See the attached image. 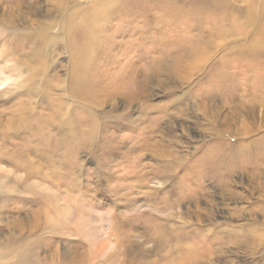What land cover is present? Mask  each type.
Returning <instances> with one entry per match:
<instances>
[{"label": "rangeland", "instance_id": "obj_1", "mask_svg": "<svg viewBox=\"0 0 264 264\" xmlns=\"http://www.w3.org/2000/svg\"><path fill=\"white\" fill-rule=\"evenodd\" d=\"M46 1L0 0L1 19L4 18L7 23L10 22V18L15 24L18 20L24 23L21 29L23 33L15 31V24L13 30H10L8 25L0 23V251H3L2 255L0 254V264H101L102 255H99L98 259L97 255L92 258L93 249L99 245L93 242L106 239L103 251L108 254L115 252L120 242L127 244L128 241L125 239L133 240L132 245L137 247L136 243L142 241L138 234L140 231L149 235L160 223H164L168 228L169 224L177 222L178 216L188 207H192L187 200H183L186 201L185 204L178 205L177 211H172L175 208L160 211L159 214L165 215L166 218L145 213L139 226L138 224L134 226L136 223L131 221L129 213L135 206L140 210L158 211L157 207L165 205L168 197L177 198L180 192L188 188L186 183L182 185L181 180L195 179L191 177L193 174L182 172L186 166H182V163L187 158V146L197 151L194 157L197 158L203 154L205 148L196 150L192 145L198 147L205 140L212 141L210 133L202 129L213 124V121L209 122L204 118L202 127L193 124L194 127L199 128L201 135L197 134L196 137L194 135L191 139L188 135H183L184 125L181 127V123L186 121L185 123L191 125L192 118L187 120L178 113L181 104H177L176 97L181 95V91L192 90L190 95L188 92V100L192 101L191 106L196 105L194 102L201 104L199 109H204L217 100L222 106V126L231 129L235 134L229 136H232L229 150H233L237 162H243L244 158H248L249 161L254 160L253 167L254 164H264L263 157L257 159V155H250V149L254 144L250 143L251 146L244 147L249 141L257 139L264 141V14L261 11L264 9L262 8L264 4L261 6L263 0H224L222 7L233 19L235 18V20L231 19L232 21L231 16L229 17L221 6L219 9L221 12L217 13L218 9L211 6V0H145V3L140 1L134 3V6L126 5L120 10L119 6L113 8L110 14V26L98 38L96 53L85 78L95 98V104L92 102V107L89 109L94 115L105 119L101 128L99 121L97 122L99 127H94L99 129L100 135L92 150H89L90 153L81 150L84 149L85 143L75 142L76 137H79L77 133L81 134L75 123L83 126L86 122L85 110L81 108V103L72 108V111L77 113L76 121L71 122L69 118V106L67 111L61 110L56 113L58 124H55L52 130L56 128L57 132L53 131L51 137H45L38 132L35 138H31L27 136L30 135L31 129H28V134L25 133L23 138L14 137L15 114L21 110L29 113L30 107L32 111L29 114L30 120L37 121L41 113H48L49 100L51 101L54 95L64 92L63 78L66 85L72 80V76L70 79L65 72L71 59V47L66 46L67 39L64 41L66 32L57 26V22L62 24V21L66 20L65 14L68 10L58 12L60 17L53 20L50 14L55 15L56 12L52 6L47 5ZM95 1L72 0L67 8H75L79 12L84 6ZM37 6L41 9L34 8ZM28 10L35 11L36 16L27 15ZM43 16L54 25L48 32L52 40L46 48L36 35L40 27L34 21V18L41 19ZM78 36H81L80 33ZM14 37L17 45L13 43ZM23 39L27 41V49L34 46L39 51L45 50V54L49 55L47 68L43 64L33 63L32 60H25ZM193 43L196 47L198 44L205 45L208 58L202 69L190 77L181 71V66L182 63L189 66L196 61L194 52H191ZM175 78H179L184 84L178 92L173 90L163 93L161 88L155 87L167 82L174 83ZM187 78L189 79L184 80ZM34 101L38 105V110L35 111ZM100 101L102 102L98 105ZM246 106L252 107L246 109ZM231 107L237 108L235 120L230 116L226 120ZM168 111H172L171 113L175 115L169 118ZM62 114L68 117L65 120L67 123L63 125ZM162 115L165 117L160 121L158 116ZM94 122L96 121L93 120L91 127ZM171 122L176 123L168 128L164 136L174 126L178 136L180 134L183 136V147L169 141L168 137L173 138V132L155 147L157 144L152 140L160 141L161 137L154 135L155 130L160 127L158 125L162 123V127L167 128L168 123ZM22 125L21 122L18 127ZM146 136L151 138H148V142H153L154 145L142 151L141 144ZM17 139L22 141V144L17 143ZM137 139L140 140L136 143ZM196 139L200 142L197 143ZM69 142L72 144V149L68 150V159L76 162L79 159L85 161L84 166L79 169L75 167L73 173L79 171L81 175L90 174L88 181L90 185H84V188L89 187L92 192L98 193L99 199L96 203L99 205H95L98 215L107 211L116 214L127 213L126 216L115 218V225L112 228H109L108 218L103 222L96 220L98 233H101V229L107 232L114 229L116 235L108 236L104 232L105 238H100L101 235L98 234L99 237H95L93 241L92 223L80 224V227L85 226L83 229L88 228L89 231L79 237L74 234H64L63 224L67 223L70 228L72 227L71 229L73 224L63 220L62 217L71 219V215L64 214L63 209L70 205L72 200L83 196V189L70 188L75 181L63 183L62 187L60 184L54 185L51 181L31 179V182H34L31 186L41 183L47 186L48 192L55 191L60 196L59 203L62 209L60 215L54 210L56 205L49 209L45 205L43 207L32 205L34 197L32 194H25L24 179L19 178L23 172L17 175L12 165L8 163V159H13V155L16 154L15 148L26 150V143L40 147L39 150H33V153L29 154L30 158L36 160V154H44L46 150L54 151L51 156L44 157L50 160L57 158V148H61L59 144L65 146ZM262 143L259 146L264 149V142ZM150 149L153 150L149 151ZM172 150H176L180 156L172 154ZM94 155L100 162L96 177L92 174L97 168ZM253 156L256 158L253 159ZM44 158L41 160L45 161ZM19 164L20 160L17 161V165ZM257 169L259 175L257 182L253 183L252 200L255 205H264V166ZM149 170L153 171L152 176ZM156 170L157 173L161 170L163 175H155ZM60 179H57L56 183ZM162 179L165 180L163 188L159 187L161 184L159 181ZM246 194L247 191L244 195ZM87 200L90 201L89 198ZM92 203H95L94 200ZM229 212L227 206L216 212V220L223 222V227L227 226V230L238 225L243 231L253 228V225H249L253 217L248 213L236 217L231 216ZM169 213L174 216H168ZM256 216L257 225H262L260 228L264 231V223H262L264 215L258 213ZM211 220L204 219L201 227L207 228V231L203 230V232L210 238L215 236L209 233L211 229L209 227H212ZM124 226H128L130 231L120 234L119 230L122 231ZM213 229L215 232L220 230V228ZM260 243L256 239L253 248L247 244H231L230 247L227 245L219 252L216 263L264 264V244L261 243L260 246ZM150 246H153V243L144 244V247ZM90 247L92 250L88 251ZM87 252H90L91 258L82 263L79 260H85ZM178 252L176 247L175 255ZM74 260L79 262H73ZM121 260L122 256L118 263H121Z\"/></svg>", "mask_w": 264, "mask_h": 264}, {"label": "bare ground", "instance_id": "obj_2", "mask_svg": "<svg viewBox=\"0 0 264 264\" xmlns=\"http://www.w3.org/2000/svg\"><path fill=\"white\" fill-rule=\"evenodd\" d=\"M140 1H143L144 3L146 2L145 0H96L93 3L84 6L79 12H77L75 8H67L71 4L72 0L46 1L47 5L52 6L56 12L55 15L50 14L53 20H56L58 17H60V13H62L61 11H64L66 9L68 10V12L65 14L66 20L62 21V24H58L57 22V26L58 28L61 27V30H64L66 32L65 38H63L64 41L65 39H67L66 46L71 47V59L70 63L66 67L65 72L66 75L70 76V79L72 76V80H70L69 85H66L63 78L62 84L64 92L54 95L51 101H47L48 113H41L40 117L37 118V121L30 120V107L28 108L29 113H27L26 110H21L17 114H15L13 118V120L16 122L14 128V137H18L19 139L23 138L25 133L28 134V129L31 130L30 135L27 136H30L31 138H35V134L38 132V134L45 137H51L53 135V131L57 132L56 128H53L52 130V127L55 124H58V121H56V113L60 112L61 110L62 112L67 111V107L69 106V118L71 119V122L76 121L77 113H74L72 111V108L77 107L78 103H81V108L85 110L84 116L86 122L85 124H83V126H79L77 123H75L78 131L79 129L81 131V134H79L80 132L77 133V136L79 137H76L75 142L81 144L85 143L84 149L81 150H86L89 153L91 152L89 150H92L94 143L97 141L100 135L99 129H95L94 127H99V125H97V122L99 121L101 128L105 123V119L103 117L94 115V113L89 109L92 107V102L95 104V98L91 93V89H89V86L85 82V78L87 77V70L93 61L94 53H96V44L98 42V38L103 34L104 31L108 30L110 26V14H112V9L116 6H119V10L126 5L127 7H129L128 5L131 4H133L134 6V3ZM217 1L211 0V6L216 10L218 9L217 13H220L221 11L219 12V9L220 6L221 8H223L222 3L224 2V0ZM263 4L264 0L262 1L261 6ZM34 8L41 9V7L39 6ZM262 8L264 7L262 6ZM223 10L229 15V17L231 16V14H229L227 10H225L224 8ZM45 11L49 12L47 10ZM261 11L264 14V9ZM58 12L60 13L58 14ZM27 15L36 16V12L28 10ZM21 16L22 14L19 15V17ZM231 19L235 20V18L233 19L232 16L230 17V20ZM34 21L36 25L40 27V31L37 34L35 32L34 33L38 36V39L42 42V44H44V48H46L47 44L52 40V36L48 32L54 26L53 22L45 20L44 16L41 19L34 18ZM0 23L8 25L11 30L15 24V21H12V19L10 18V22L7 23L4 18H0ZM23 27L24 23L21 22V20H18L15 24V31L18 33L22 32L21 29ZM79 33L81 35L80 37L78 36ZM31 36L33 38V35ZM13 43L17 45L15 37L13 39ZM23 43L24 46L22 47L25 48V60H32L33 63L35 62L38 64H43L47 68L49 63V55L45 54V50L43 49L42 51H39L35 49L34 46H32L31 49H27V41L23 39ZM192 45L193 47H191V52H194L196 61L189 66H187L186 63H182L183 65L181 66V71L185 75H190V77L193 73H195L196 71L198 72L202 69L208 58V51L205 45L202 46L198 44L197 47L195 43H193ZM16 64L18 63L16 62ZM188 79L189 78L184 80ZM182 86H184V84L180 81V79L175 78L174 83L167 82V84L157 85L155 87L158 89L161 88L160 90L163 93H167L173 90H176L178 92V89ZM191 91L192 90L185 92L181 91V95L176 97L177 104H181L179 105L181 107L178 110L180 116L186 117L187 120L192 118L191 125L185 123L186 121L181 123V127L182 125H184L183 130L185 132L183 131V135H188L190 139L194 135L195 137L197 136V134L201 135V133L199 132V128L194 127L193 124L197 126L200 125V127H202L203 118L208 120L209 122L213 121V124L209 125L207 128L202 129L207 131L208 134L210 133L212 141L208 142L207 140H205L202 145L198 147H193L192 145V148L196 150H202L203 148H205L203 150V154H201L200 157L194 158L197 154V151L191 150L188 146L186 149L188 151L187 158L182 163V166H186L183 168L182 172L188 175L189 173L193 174V176L191 177L195 179L186 178L181 180L182 185L186 183L188 185V188L180 192L175 199H171V196L168 197L165 201V205L157 207L158 211H150L148 209L140 210L135 206L134 208H132V212H130L129 214L131 221L133 223H136L134 226H137V224L139 226V222L143 219L145 213L146 215L151 214L152 216L156 215L159 218H166L165 215H161L159 214V212L171 208H175V210L172 211H177L178 205L185 204L186 201L183 200H187V202L192 205V207H188L184 213L178 216L179 220L177 222L169 224L168 228L165 227L164 223H160L159 226L155 227V231L149 235H145L144 231H140L138 234L141 236L142 241L136 243L137 247L135 245H132L133 240L125 239L126 241H128L127 244L124 245L123 242H120L115 252L106 254L103 251V248L105 246L104 241H106V239H104L103 241L93 242L95 244L99 243V245L96 249H93L92 258L97 255L98 259L99 255H102L103 258H101L100 260L101 264H111L113 262L115 264H217L216 260H218L219 252L223 250L227 245L228 247H230L229 245L231 244H247L251 245L250 247L253 248V242H256V239L264 244V231L260 228L262 225H257L258 221L256 216L258 213L264 215V205H255L253 204L252 200L253 183L257 182V178L259 175L257 168L260 166H264V164H254L253 167L254 160L249 161L248 158H244L242 160L243 162H237V158L233 150H229V147H231L232 143L231 137L235 134L231 129L228 130L226 127H223V123H221V120H223L222 106L217 103V100L207 105V107H205L204 109H199L201 104H197L196 102H194L196 105L191 106L192 101L188 100V96L191 94ZM188 92H190L189 95ZM66 97L69 98L67 99ZM101 102L102 101H100L98 105H100ZM35 103L36 104L33 109L34 111L38 110L37 102ZM251 107L252 106H246V109ZM152 108L155 107L152 106ZM14 112L16 113V111ZM171 112L172 111H168L169 118L175 115V113ZM236 113L237 108L231 107L230 113L226 116L225 119L227 120V118L230 116V118L235 120L234 116ZM66 114H62V125L67 123V121L65 122V120L68 118ZM164 117L165 115L158 116L160 121L164 120ZM59 118L61 121V116H59ZM93 120H95L96 122H94L93 126L91 127V123L93 122ZM153 120L155 121L156 119L154 118ZM21 122L23 123V125L21 127H18ZM175 123L176 122L168 123L167 128L166 126L165 128L162 127V123L158 125L160 127H158V130H155L154 135H161V137L160 141L152 140L157 144L155 145V147L161 144L163 138H165L167 135H170L171 132H173V138H170L169 136V141L172 144L180 145V147H183V136L181 134L178 136L177 130H175L174 126L172 127V130L169 131L166 136H164L168 128ZM230 135L232 136L229 137ZM148 138L151 139L150 137L146 136L144 142L141 144V149H143L142 151L148 150L149 148H152V145H154L153 142H148ZM19 139H17V143L22 144V141H20ZM139 140L140 139H137L135 140V142L137 143L139 142ZM261 140L262 139L249 141L248 143H246V145H244V147L251 146L250 143L254 144L253 148L250 149V155H257V159L263 157L262 161H264V149L259 146L260 144H263L262 142H264ZM196 142L198 143L200 142V140L196 139ZM243 143L244 142L242 141L241 144ZM25 147L26 150H23L20 147H16V154L13 155V159H8V163L12 165L13 171L17 175L23 172L22 174H20L21 176L19 178L21 180L24 179L26 185L25 194H32L34 197L32 205H41L40 207H43V205H45L47 209L51 208L53 205H56L54 210L60 215L62 212V209L60 208L61 204L59 203L61 199L60 196L56 194L55 191L48 192L46 188L47 186L45 187L41 183H38V185L33 184L31 186V184L34 183L31 182V179L38 178L42 179L43 181H51L56 186H59L57 184H60L62 186L68 182L75 181L73 184L71 183L72 185L70 186V188L77 190L83 189V196L76 198V200H72L73 202L71 201L72 203H70V205H67V207L63 209L64 214L71 215V219L62 217L63 220L69 222L70 224H73V229H71L72 227L70 228L67 223H64V231L62 230L63 233L66 235L74 234L79 237L82 233L89 231L88 228L83 229V227L85 226L80 227V224L88 225L89 223H92L94 226L91 230V237L93 238V241L95 237H99L98 234L101 235L100 238H105V235L103 236L104 232H106L108 236L117 234L114 229H110L108 232L107 230L101 229V233H98V230L96 229H98L99 227L96 224V220L98 221L99 219L101 222H103L108 218L110 220L109 228H112L115 225L114 219L126 216L127 213L116 214L114 212L107 211L103 212V214L98 215V211L95 208V205H99V203H96V200L98 201L99 199L98 193L96 191L92 192L89 187H87L86 189L84 188V185H90L88 184L90 174H87L86 176L83 174L81 175L79 171L73 173V169L75 167L79 169L80 167L84 166L85 161L83 159H79V161L76 162L68 159V150L72 149V144L70 142L65 146L59 144V147L61 148H57V158H51L50 160H47L44 157L51 156L54 151L46 150L44 154H36L37 158L35 160L34 158H30L29 154L33 153V150H39L40 147L38 145L33 147L29 143H26ZM153 149H150L149 151H152ZM180 151H182V149H180ZM171 152L176 156H180V154L176 150H172ZM141 154L144 156L143 152H141ZM140 156L141 155L139 154V157ZM256 157L253 156V159H255ZM41 158H44L45 161H42ZM94 158L96 159L97 168L95 171H93L92 174H94L96 177V174L100 169V162L95 155ZM18 160H20L19 165H17ZM157 171L158 170L155 171V175H163L161 170L159 173H157ZM149 172L152 176L153 171L149 170ZM57 179L60 180L56 183ZM81 181H83V184L81 183ZM159 182L161 183L159 187L162 186L163 188L165 180L162 179ZM216 188H218V191H216ZM58 189L59 187L57 188V190ZM245 191H247L246 195H244ZM146 192L148 193V191ZM87 198H89L91 202L87 200ZM93 200L96 204L92 203ZM67 201L69 202V200ZM182 201L184 203H182ZM244 203L247 205H243ZM223 206H227L230 209L229 213L231 214V216L237 217L242 214L248 213L253 217V221H251L252 219H250L249 221V225H253V228L249 229L248 231H243L242 229H239L240 225H238L232 227L233 229L231 230H227V226L226 228L223 227V222L216 220V212H219L223 208ZM168 216L174 215H171L169 213ZM213 216L215 217L213 218ZM211 218H213V220H211ZM204 219L211 220L210 224L212 225V227H209V229L211 228L209 233L215 234L214 237L210 238L206 234H204L203 230L207 231V228H201ZM262 223H264V221ZM196 226L199 228H196ZM213 228H220V230H217L215 232ZM129 231L130 228L128 226H124L122 231L119 230V233H128ZM225 231L226 234H224ZM145 243H153V246L144 247ZM176 247L179 252L175 255ZM91 250L92 247H90L88 251ZM253 251H255V249ZM2 253L3 251L1 250L0 254L2 255ZM86 256L87 258L85 260L80 259L79 261H81L82 263L87 262L91 258L90 252H87ZM121 256V263H118ZM79 261L74 260L73 262Z\"/></svg>", "mask_w": 264, "mask_h": 264}]
</instances>
